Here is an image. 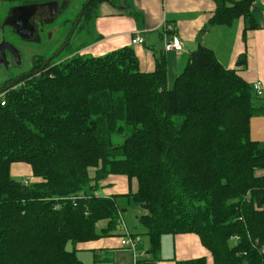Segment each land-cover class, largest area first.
I'll list each match as a JSON object with an SVG mask.
<instances>
[{
    "label": "trees",
    "instance_id": "obj_1",
    "mask_svg": "<svg viewBox=\"0 0 264 264\" xmlns=\"http://www.w3.org/2000/svg\"><path fill=\"white\" fill-rule=\"evenodd\" d=\"M102 1L86 0L81 21ZM211 1L198 38L238 19L242 37L264 27V0ZM86 46L0 90V264H83L75 246L116 236L132 207L143 264L160 260L162 237L186 233L212 264H264V147L249 136L264 100L238 75L245 55L225 69L199 44L168 88L163 56L145 73L130 47L87 57ZM13 164L38 182L14 181ZM109 176L136 190L103 196Z\"/></svg>",
    "mask_w": 264,
    "mask_h": 264
},
{
    "label": "crops",
    "instance_id": "obj_2",
    "mask_svg": "<svg viewBox=\"0 0 264 264\" xmlns=\"http://www.w3.org/2000/svg\"><path fill=\"white\" fill-rule=\"evenodd\" d=\"M111 1L115 2V5ZM214 11L215 4L211 0H103L96 5L90 19L95 32L94 39L97 40L84 47L80 54L100 57L123 47H130L137 57L140 71L145 73L153 72L155 59L163 56L168 88L172 87L175 78L184 69L189 54L199 44L212 50L225 69H234L236 61L243 54L246 63L238 69V75L249 85L260 82V98L264 100V27L250 31L242 37L243 23L238 19L229 27H212L198 38L199 31ZM165 27H171L172 33L182 42L180 53L164 52L163 41L167 33ZM135 34L142 38L141 45L131 44ZM249 130L250 139L264 147V115L251 117ZM15 165L17 166L14 167ZM13 167L23 170V175L28 173L32 176L31 167L27 165L13 164L10 173ZM34 182L38 180L34 179ZM129 190L134 192L136 183H129L123 176H109L101 182L100 192L106 197L126 194ZM127 210L135 214L133 230L130 231L126 226L124 212L121 218L125 229L120 224L115 231L116 236L75 246L76 256L83 264H134L132 252L120 245V239L124 238L126 232L129 236L134 235L138 241V250H144V245L146 250L148 249L147 237L143 236L137 225L141 209L132 207ZM105 226V221L99 222L97 231ZM166 238L167 236L162 237L160 260L154 262L155 264H175L176 261L201 257L206 259L207 264H212L209 252L200 244L196 235L186 233L171 236L168 253L164 248Z\"/></svg>",
    "mask_w": 264,
    "mask_h": 264
},
{
    "label": "rangeland",
    "instance_id": "obj_3",
    "mask_svg": "<svg viewBox=\"0 0 264 264\" xmlns=\"http://www.w3.org/2000/svg\"><path fill=\"white\" fill-rule=\"evenodd\" d=\"M24 1L35 2L38 0H2L0 1V10H2L4 14L6 10H12L15 8L14 5L24 3ZM54 2L56 3L57 12H52L51 16L48 17L47 20H44L42 23L40 22L43 20L42 17H40V20L34 22L36 27V33L33 39L25 41L22 36H15L9 29L5 32V35L9 37L11 42L18 46L20 49H22V58L23 62L25 63V68L30 67L36 62L40 63L43 61L44 63L49 57L56 53L66 41H68V46L66 50L63 51V53L61 54V58L66 57L70 53L73 54L78 48L81 47V45L88 46L94 43L95 40H97L94 39L95 32L92 28L93 22L90 21L87 23L85 21H78V16L81 12L80 9L82 5L86 2V0H54ZM2 11H0V14ZM104 55L105 54L101 56ZM86 56L90 57L91 55L86 54ZM0 73L1 82L3 79L6 78V71L3 70ZM121 140L122 139L119 138L118 142H121ZM16 166L17 165H15L14 167ZM14 167L11 173V178L14 181H27V183L29 184L34 183V178L30 174L27 173L23 175L21 174L23 170ZM123 216L128 229H130V231L133 230L132 226H134L135 214H133L131 210H127L125 211V214H123ZM170 238L171 236H167V242L164 243V248L167 253L170 251ZM66 249L68 251L72 250V245L68 243ZM147 250L145 248V245L144 250H138L137 248V259L134 261V264L136 262H138V264H143L142 262L145 261V259H142V256L146 253ZM150 264L155 263L151 262Z\"/></svg>",
    "mask_w": 264,
    "mask_h": 264
},
{
    "label": "flooded vegetation",
    "instance_id": "obj_4",
    "mask_svg": "<svg viewBox=\"0 0 264 264\" xmlns=\"http://www.w3.org/2000/svg\"><path fill=\"white\" fill-rule=\"evenodd\" d=\"M53 3L54 0L24 1V3L15 5L14 9L0 14V72L6 71V78L0 82V90L13 87L20 79L44 70L42 69L43 61L40 63L36 62L30 67L25 68L22 49L12 43L9 37L5 35V32L9 29L15 36L21 37L19 33L25 36L24 29L26 28L30 31L29 33L33 32L30 40L33 39L36 33L34 22L40 20V17H42L43 20L40 21L42 23L51 16L52 12H57ZM24 6L25 8L27 7L25 10L16 9ZM26 18L29 19L28 24H24ZM5 21L6 25H4ZM2 26L3 29L1 28Z\"/></svg>",
    "mask_w": 264,
    "mask_h": 264
},
{
    "label": "built area",
    "instance_id": "obj_5",
    "mask_svg": "<svg viewBox=\"0 0 264 264\" xmlns=\"http://www.w3.org/2000/svg\"><path fill=\"white\" fill-rule=\"evenodd\" d=\"M1 1V0H0ZM172 28L171 27H165V31L167 32L164 41H163V50L164 52H175V53H180L182 50V42L180 41L179 37H177L174 33H172ZM143 43L142 38L138 35H134L131 39V44L132 45H141ZM251 89L253 92L256 94L257 97H261L262 95V86L260 82H255L251 85ZM5 105V98L3 92H0V106ZM23 185H28L27 181H21ZM121 226L124 227L123 221L121 216L119 217ZM125 229V227H124ZM120 245L122 248L128 249L129 251L132 252L134 261L137 259L136 252H137V246H138V241L135 238H131L127 232L124 238L121 239ZM142 259H148L147 254L145 253L142 256ZM135 264H138L136 262Z\"/></svg>",
    "mask_w": 264,
    "mask_h": 264
},
{
    "label": "water",
    "instance_id": "obj_6",
    "mask_svg": "<svg viewBox=\"0 0 264 264\" xmlns=\"http://www.w3.org/2000/svg\"><path fill=\"white\" fill-rule=\"evenodd\" d=\"M53 4H55V8H56V3L54 2ZM27 8V7H26ZM25 8V6L24 7H18V8H16V9H18V10H25L26 9ZM82 14H83V10H81V12L79 13V16H78V21H81V18H82ZM28 18H26V20H25V22H24V24H28ZM4 25H6V21H5V23H4ZM3 25V26H4ZM3 26L1 27L2 29H3ZM30 31L29 30H27L26 28L24 29V33L26 34L25 36H22L21 35V33H19L20 34V36H22L23 38H25V40L27 39V40H30V38L32 37V34H33V32L32 33H29ZM69 40V39H68ZM67 43H68V41H66L65 43H64V45H62V47L56 52V53H54L51 57H49L44 63H43V66H42V69H44L45 68V66H47L53 59H54V57H56L57 55H59V53H61L63 50H64V48L66 47V45H67ZM5 50V49H4ZM4 50H2V51H4Z\"/></svg>",
    "mask_w": 264,
    "mask_h": 264
}]
</instances>
